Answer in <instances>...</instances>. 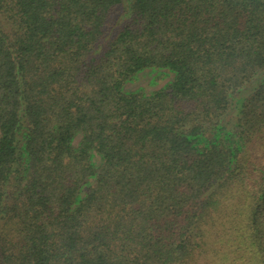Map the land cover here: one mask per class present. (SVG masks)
<instances>
[{
  "label": "trees",
  "instance_id": "1",
  "mask_svg": "<svg viewBox=\"0 0 264 264\" xmlns=\"http://www.w3.org/2000/svg\"><path fill=\"white\" fill-rule=\"evenodd\" d=\"M0 264H264V0H0Z\"/></svg>",
  "mask_w": 264,
  "mask_h": 264
},
{
  "label": "rangeland",
  "instance_id": "2",
  "mask_svg": "<svg viewBox=\"0 0 264 264\" xmlns=\"http://www.w3.org/2000/svg\"><path fill=\"white\" fill-rule=\"evenodd\" d=\"M166 71L149 69L138 74L137 77L129 82L125 89L129 92L143 91L150 95L165 87L173 78ZM79 139L76 140V144Z\"/></svg>",
  "mask_w": 264,
  "mask_h": 264
}]
</instances>
